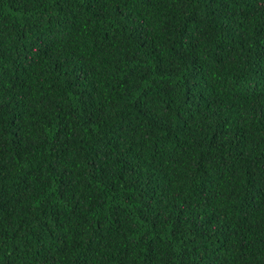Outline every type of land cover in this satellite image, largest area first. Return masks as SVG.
<instances>
[{
  "label": "trees",
  "instance_id": "1",
  "mask_svg": "<svg viewBox=\"0 0 264 264\" xmlns=\"http://www.w3.org/2000/svg\"><path fill=\"white\" fill-rule=\"evenodd\" d=\"M0 264H264V0H0Z\"/></svg>",
  "mask_w": 264,
  "mask_h": 264
}]
</instances>
